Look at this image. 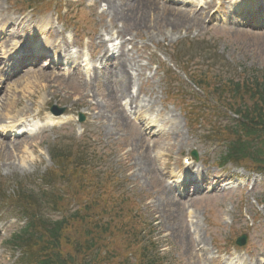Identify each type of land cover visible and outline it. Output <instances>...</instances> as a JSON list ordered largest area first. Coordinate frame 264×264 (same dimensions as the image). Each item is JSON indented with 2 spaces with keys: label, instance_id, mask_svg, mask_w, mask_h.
I'll return each instance as SVG.
<instances>
[{
  "label": "rangeland",
  "instance_id": "374dc122",
  "mask_svg": "<svg viewBox=\"0 0 264 264\" xmlns=\"http://www.w3.org/2000/svg\"><path fill=\"white\" fill-rule=\"evenodd\" d=\"M109 1L110 8L106 0H0V57L10 42L43 55L28 70L0 60V194L12 197L17 183L50 193L53 181L43 176L52 166L49 152L76 145L97 156V182L82 179V189L98 193L111 180L108 208L133 210V224L151 236L162 264H264V178L216 164L226 143L212 129L229 120L189 79L202 72L224 78L243 66L264 70V28L244 24L234 13L237 0H155L164 15L143 11L137 0ZM62 41L70 44L63 53L69 64L88 59L86 75L51 63ZM123 60L133 82L119 99ZM185 157L195 173L197 167L183 168ZM24 223L18 209L0 204V264H20L21 251L8 238ZM241 234L245 244L233 246ZM115 240L123 254L122 237Z\"/></svg>",
  "mask_w": 264,
  "mask_h": 264
},
{
  "label": "trees",
  "instance_id": "16d2710c",
  "mask_svg": "<svg viewBox=\"0 0 264 264\" xmlns=\"http://www.w3.org/2000/svg\"><path fill=\"white\" fill-rule=\"evenodd\" d=\"M196 82L212 95L221 109L236 115V119H232L229 126L220 128L219 134H222L223 138H230L222 160L237 159L246 153L249 155L248 159L264 168V70L256 69L251 76L246 75L238 80H226L221 86L211 83L204 74L199 76ZM72 149L65 155L62 154L66 150L50 154L56 167L50 173L51 180L55 182L58 177L66 179L69 188L72 184L81 189L86 186L82 179L89 184L97 182V178L91 173L92 168L87 163L90 153L77 149L76 145ZM105 188L108 190L107 186ZM56 189L50 196L46 195L45 189L33 195L17 183L15 194L11 199L24 216L28 217L21 234L14 236L15 245L24 247L28 245L34 234L38 235V240L32 245L35 250H39V253L34 252V264H74L75 259L73 262L66 261L71 256L66 255L65 250H73L72 255L76 258L93 249H112L111 240L117 230L112 222L115 218H118L127 229L125 232L127 242L136 250L135 264H162L161 259L154 252L153 242L150 239L144 241L140 236L139 226L133 224V218L136 217H131L128 213L126 215L123 209H119V213L114 214L115 217L102 219L106 209L101 208V211H98L95 205L98 206L99 200L107 197V193H94L87 200L90 191L82 189L80 195L74 190L63 191V187L58 186ZM78 197L84 202L76 199ZM4 200V194H1L0 201L4 202ZM72 202L81 204L71 214H67V206ZM104 204L106 205L107 202ZM44 207L60 212V216L51 220L46 219L44 215L38 213ZM113 251L115 252V249ZM25 254L28 261L32 253L26 251ZM95 259L103 260L98 255Z\"/></svg>",
  "mask_w": 264,
  "mask_h": 264
},
{
  "label": "bare ground",
  "instance_id": "6f19581e",
  "mask_svg": "<svg viewBox=\"0 0 264 264\" xmlns=\"http://www.w3.org/2000/svg\"><path fill=\"white\" fill-rule=\"evenodd\" d=\"M137 1H139L138 3H137V6H139V7H141L142 9H143V11H149V8H151V7H154L157 11H159L162 15H164L165 14V10L164 9H158L156 6H153L154 5V3H155V0L152 2L151 0H137ZM100 3V0H95V4H99ZM106 5H107V7L108 8H110L109 6L112 4L113 5V2H111V1H109V0H106ZM201 13H204L203 11H200ZM181 17V16H180ZM176 22V21H175ZM50 24V23H49ZM47 30V29H46ZM45 30V31H46ZM28 35V34H27ZM47 35H49V36H54V34H53V32L52 31H50V30H48L47 31ZM29 36H31V33L29 34ZM100 44L102 45V50H101V53H103L102 54V56L103 57H106V53H107V47H106V42L103 40V41H100ZM23 47H24V49H27V48H29L28 47V45H26V44H23ZM70 47V44H68L67 42H65V41H62V43H61V45L60 44H57V51H58V53H59V55L60 54H62V53H64V52H66L67 50H68V48ZM122 47V46H121ZM21 49V48H20ZM42 49H45L44 48V46L42 47ZM21 51L22 52H24L22 49H21ZM113 51V50H112ZM14 52H16V53H18V49H16V50H14ZM123 52H124V50L123 49H121L120 48V51L118 52V53H120V56H123ZM39 53H41V52H39ZM114 53V52H113ZM108 58H110V57H108ZM107 58V59H108ZM15 61H18V59H16ZM66 62V61H65ZM119 64V67H120V76H121V84H120V86H119V89L117 90V92L116 93H118L117 95H119L120 97H119V99H121L122 98V96H123V93H124V96L125 95H128L129 93H130V88H131V86H132V77L130 76V74H129V72H128V68H127V65H126V63H125V61L123 60L122 62H120V63H118ZM75 67V66H74ZM76 70V69H75ZM39 71H42V68L40 67L39 68ZM31 72H37L36 70H31ZM83 71H82V69H81V71L79 70V73H82ZM86 72V71H85ZM33 74V73H32ZM33 75H37V74H33ZM45 75H48L47 73H43V75H37V76H39V77H44ZM87 77H88V79H87V81H88V83L89 84H91V81H93V83H95L96 81V79L97 78H94V77H92L91 75H87ZM124 91H126V92H124ZM126 93V94H125ZM137 95H135L134 97H136ZM223 264H230L229 262H227L226 260H223ZM240 264H245V263H240ZM247 264H252V263H247Z\"/></svg>",
  "mask_w": 264,
  "mask_h": 264
},
{
  "label": "water",
  "instance_id": "95a60500",
  "mask_svg": "<svg viewBox=\"0 0 264 264\" xmlns=\"http://www.w3.org/2000/svg\"><path fill=\"white\" fill-rule=\"evenodd\" d=\"M193 154H194V153H193ZM243 241H244L243 239H242V240L239 239V240L237 241V243H238V244H242Z\"/></svg>",
  "mask_w": 264,
  "mask_h": 264
}]
</instances>
